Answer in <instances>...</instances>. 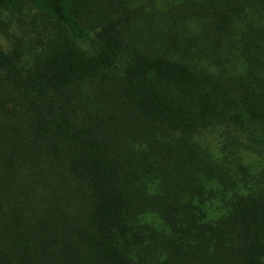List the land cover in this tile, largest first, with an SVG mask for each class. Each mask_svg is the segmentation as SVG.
Wrapping results in <instances>:
<instances>
[{
  "label": "trees",
  "instance_id": "trees-1",
  "mask_svg": "<svg viewBox=\"0 0 264 264\" xmlns=\"http://www.w3.org/2000/svg\"><path fill=\"white\" fill-rule=\"evenodd\" d=\"M140 1L0 0V264H264V0Z\"/></svg>",
  "mask_w": 264,
  "mask_h": 264
},
{
  "label": "rangeland",
  "instance_id": "rangeland-1",
  "mask_svg": "<svg viewBox=\"0 0 264 264\" xmlns=\"http://www.w3.org/2000/svg\"><path fill=\"white\" fill-rule=\"evenodd\" d=\"M147 0H142V3H141V1H140V5L142 4V6H144V8H146L147 7V2H146ZM159 3V2H158ZM158 7H159V5H158ZM211 136V135H210ZM210 136H207V139H209L210 140Z\"/></svg>",
  "mask_w": 264,
  "mask_h": 264
}]
</instances>
